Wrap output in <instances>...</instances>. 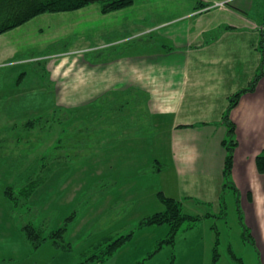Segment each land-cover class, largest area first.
<instances>
[{
  "label": "crops",
  "instance_id": "obj_1",
  "mask_svg": "<svg viewBox=\"0 0 264 264\" xmlns=\"http://www.w3.org/2000/svg\"><path fill=\"white\" fill-rule=\"evenodd\" d=\"M219 1H178L176 7L172 3L177 13L167 17L154 13L144 3L137 4L136 0L128 7L107 13L94 3L77 11L61 12V16L77 19L78 30L73 40L76 47L57 52L60 54L56 60L48 61L50 79L55 80L57 87L45 94H53L54 100V93L59 91L56 97L63 101L14 123L10 134L0 140L3 144L11 141L13 147L27 145L29 140L35 143L34 138L28 137L17 144L22 135H13L43 130L46 136L53 122L40 123L34 128H26L22 123L29 118L51 116L58 108L61 116L67 115L59 123L62 127L65 121L76 119L69 128H62L49 151L30 162H38L41 157L49 160L59 139L66 141L60 151L63 161L48 170L46 179L61 164L87 153L90 145L94 146L93 150L120 148L126 160L143 161L136 166L139 171L154 162L162 165L153 174L158 176L156 186L164 195L181 201L187 213L206 214L212 205L220 207L221 212L226 156L222 145L226 125L222 116L230 96L247 89L229 112L237 140L230 180L236 191L251 200L256 190L252 182L264 179V173H259L255 165V157L264 153V50L261 47L264 0H226L223 6L201 10ZM199 4L202 5L197 9ZM47 16L52 14L40 17ZM35 19L38 18L0 35L1 65L20 50L21 42L34 45L50 35L52 39L61 36L55 37L58 31L41 32L40 23L36 29L30 28ZM18 35L22 37L20 42L16 39ZM40 48L42 51L46 45ZM254 78V84L249 87ZM70 128L78 130L77 139H71L69 134L62 137ZM74 144H77L75 149ZM12 150L2 153L20 154L19 149ZM121 164L117 165L116 173L99 177L94 190L105 193L118 186L119 180L125 178V174L119 173L126 169ZM4 223L0 220V226L4 227ZM208 239L207 253L212 251L215 241L213 235ZM184 243L186 251L182 256L191 257L204 240L186 235ZM153 250L145 254L149 253V257Z\"/></svg>",
  "mask_w": 264,
  "mask_h": 264
},
{
  "label": "rangeland",
  "instance_id": "obj_2",
  "mask_svg": "<svg viewBox=\"0 0 264 264\" xmlns=\"http://www.w3.org/2000/svg\"><path fill=\"white\" fill-rule=\"evenodd\" d=\"M159 1L136 0V3L140 5L144 3L154 13L166 14L165 17H167L177 13L178 10L175 7L178 1L184 3L187 0H174V2L170 0L171 2L164 4ZM172 3L176 4L175 7ZM94 4L100 9V4ZM64 12L72 11L62 13ZM43 14H52V16L40 17ZM60 14L61 12L39 14L34 17L38 19H35L30 27L36 29L40 23V27H43L41 32L52 30L56 34L58 31L55 36L61 35L58 39L49 38L52 37L50 35L45 41L37 40L38 42L33 43L34 45L21 42L20 50L7 58L5 65L0 64V138L10 134L14 123L18 124L26 117L49 108L52 103L63 101L56 97L59 96V91L54 93V100L51 98L53 94H45L47 91H55L57 87L55 80L50 79L48 64L51 62L48 61L56 60L57 55L60 54H56L57 52L76 47L73 40L78 30L75 23L77 19ZM43 23L51 24L48 26ZM21 38L20 35L16 36L19 42ZM51 39L54 41L50 42ZM45 45L46 48L41 51L40 47ZM66 116V114L62 115L60 119ZM44 118L40 123L48 122ZM75 119L73 117L65 121L66 129ZM49 122H53L54 125L46 136L43 130L42 132L13 133V137L22 135L21 139L16 140L17 144L28 137L34 138L35 143L29 140L27 145L21 144L13 147L10 146L11 141L3 144L0 140V145L3 146H0V220L5 222L4 227L0 226V264H79L83 250L97 243L101 237L124 235L128 231L133 232L130 239L111 256L102 262L87 264H213L212 251L207 253L206 248L210 242L208 236L213 235L215 240L216 231H218L220 243L218 245L219 258L215 264H238V261L230 256V248L243 259V264H264V179L256 183L252 182L256 190L251 200L238 191L228 189L224 198L226 207L221 212L220 207L210 206L208 211L212 214L211 216L196 225L180 229L173 243H164L149 257V253H145L149 249L155 250L158 244L154 246L156 240L166 238L169 231L166 223L137 225L142 218L164 208L159 195L161 188L156 186L159 181L158 176L153 175L156 174L155 169L160 164L154 162L139 171L140 169H136V166L143 161L132 163L129 159L126 160L125 156L122 157L120 148L109 150V147H105L93 150L94 146L90 145V148L86 150L87 153L78 154L71 162L61 164L42 185L35 189L31 198L32 203L30 201L32 204L30 205L33 206L31 211L25 210L23 206L21 210H18L19 206L15 208L5 194V187L13 184L19 176L23 177L24 173H27L24 168L30 166L32 159L49 151L56 138L61 135L64 127L59 124L61 122L53 121L52 118ZM76 123L77 121L74 123L75 126ZM78 133L77 129L70 128L62 137L69 134L71 139H77ZM44 136L42 141H38ZM10 149H13L12 151L19 149L21 155L11 152L7 155L2 153V150ZM160 157L163 158V155ZM120 162L123 168L126 166V169L119 171L125 174V178L119 180L118 186H113L105 193L94 190V182L99 177L116 173ZM34 163L36 164L35 161ZM17 164L19 165L15 166ZM145 169L147 172H143ZM132 199V202H127ZM75 211V219L65 237V241L69 242L71 247H57L51 239H46L37 247H33L24 237L21 226L25 222L34 219L33 221L38 223L40 216L41 219L48 221L51 228L56 229L63 224L71 212ZM199 214L202 215V212ZM186 235L204 240V243L195 249L191 257L182 256L186 251L184 243Z\"/></svg>",
  "mask_w": 264,
  "mask_h": 264
},
{
  "label": "trees",
  "instance_id": "obj_3",
  "mask_svg": "<svg viewBox=\"0 0 264 264\" xmlns=\"http://www.w3.org/2000/svg\"><path fill=\"white\" fill-rule=\"evenodd\" d=\"M133 2L134 0H0V35L26 23L27 21L42 13L74 11L93 3L100 4V11L107 13L128 7L132 5ZM200 5L202 4L197 5V7H200ZM261 47L264 50L263 42ZM255 79L256 78L252 80L249 87L254 84ZM244 90L247 89L240 90L230 96L229 105L222 116L223 122L226 125L225 137L222 140V145L225 149L226 156L223 165V184L220 195L223 208L226 207L224 205L225 192L228 189H233L234 191L237 190L233 182L230 180L234 149L237 145V140L235 136V124L229 117V112L235 106L238 98ZM57 109L54 110V113L51 115L52 117L50 116L49 118H44L45 121H49V119L52 118L53 121L61 122V116H59L61 112H56L58 111ZM42 118V116L37 118H29L25 120L24 123H22V126L26 128H34L37 124H40V122L43 120ZM63 143H66V141L64 142V140L60 138L57 144L53 147V154H50L49 160H46L45 157H41L39 161L36 162V164L34 163L33 165H30L25 170L27 173H24L23 177L15 181L13 184L7 185L5 187L4 192L15 208L16 206H19L17 209L21 210V206H23L27 211H31L33 209V206L28 203L30 195L39 185L45 181L48 170L50 171L55 165L63 161L60 153V150H63L64 148ZM71 147H73V145H71ZM76 147L77 144H74L73 148L75 149ZM255 165L259 173H264V153H260L255 157ZM159 195L161 196L164 208L161 211H157L142 218L138 223V226L165 223L168 224V236L159 240L153 253L164 243H173L174 237L180 229H186L193 226L194 224L196 225L203 218L212 215L211 213L202 215L186 213L181 201L164 195L162 191H159ZM74 217L75 212H71L70 215L65 218L63 224L56 229L51 228L48 225V221L45 219L40 218V222L38 223H35L33 219L30 222H25L21 226V230L23 231L26 240L33 247H37L46 239H51L57 247L69 248L71 247V244L65 241V237ZM132 233V231H128L124 235L119 234L117 236L110 235L103 237L97 243L93 244L89 249L82 252V257L79 261V264L104 261L124 243H126L131 237ZM216 233L217 236L212 249L213 264H215L219 258L218 245L220 242L218 231H216ZM229 251L230 256L234 260H237L238 264H243V259L241 257L237 256V254H235L231 248Z\"/></svg>",
  "mask_w": 264,
  "mask_h": 264
},
{
  "label": "built area",
  "instance_id": "obj_4",
  "mask_svg": "<svg viewBox=\"0 0 264 264\" xmlns=\"http://www.w3.org/2000/svg\"><path fill=\"white\" fill-rule=\"evenodd\" d=\"M223 4H224V2H217L216 3V5H220V6L223 5Z\"/></svg>",
  "mask_w": 264,
  "mask_h": 264
}]
</instances>
